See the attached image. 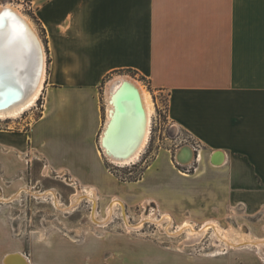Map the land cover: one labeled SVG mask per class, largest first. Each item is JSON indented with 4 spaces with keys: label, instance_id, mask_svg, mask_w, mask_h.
<instances>
[{
    "label": "crops",
    "instance_id": "obj_1",
    "mask_svg": "<svg viewBox=\"0 0 264 264\" xmlns=\"http://www.w3.org/2000/svg\"><path fill=\"white\" fill-rule=\"evenodd\" d=\"M29 1L51 61L43 114L29 129L0 130V264L16 251L27 264H225L220 253L185 256L125 235V228L69 235L64 226L42 224L19 235L13 203L24 191L15 196L13 188L28 184L30 175L38 176L34 185L47 181L49 167L54 186L34 198L52 201L41 193L54 189L63 201L58 185L64 184L74 194L93 188L98 199H125L146 191L154 167L148 184L153 181L155 201L168 189L225 201L231 185V200L264 211V0ZM116 73L168 95L169 123L199 144L205 159L194 173L163 174L158 163L165 154L148 168L145 182H131L140 188L114 182L97 141L105 122L102 84ZM218 151L224 154L219 165ZM244 249L254 248L236 250ZM254 251L234 264H264Z\"/></svg>",
    "mask_w": 264,
    "mask_h": 264
},
{
    "label": "rangeland",
    "instance_id": "obj_2",
    "mask_svg": "<svg viewBox=\"0 0 264 264\" xmlns=\"http://www.w3.org/2000/svg\"><path fill=\"white\" fill-rule=\"evenodd\" d=\"M6 3L12 4L13 6L21 10L31 21L33 20L32 16L34 17V14L33 9H31L30 7L29 0H1L0 7ZM34 27L37 34L40 36L41 41L43 42L42 39L44 34L41 28H39V26L36 27L35 25ZM45 52L48 66L51 59L47 54V50H45ZM118 75L127 74H112L111 76H108L102 84V102L103 109L105 110V118L103 116V119L105 120V122L107 118V105L105 106L107 102V85L115 76ZM132 78L141 81L136 76H133ZM141 83L143 82L141 81ZM152 94L153 100L155 102L156 111L152 123L151 138L145 148L144 153L141 156V159L131 165L121 166L110 160L106 155L101 154L105 159V165L110 175L113 177L114 182L119 183L123 186L130 185V189L140 188L137 184L132 185L131 182L143 178H145V182V180H147L148 176L150 175V172H152L151 176L148 178L145 184H140L146 186V191H144V193L140 191L141 193H139L138 196H135L136 194H132L129 196L124 194L125 199H121L118 196H114L121 199L124 204V209L118 207L114 213L113 219L108 223V225L102 226L95 222L91 217L92 212L94 210V204L92 201L90 202V199L88 198H85L77 208L73 209L72 211L69 210L66 212L64 210H59L57 207L53 206V201L49 199L43 201L42 199H37L33 197V194L35 195V193H38L40 190L54 186V176L56 174L54 171L49 169V167L45 168L43 173L48 174L46 175L47 181L39 183L38 185H34V180L38 176L30 175L31 180L29 179L28 184H25L23 187L18 186L13 188V192H17L15 196L20 195V193L24 191L22 199L13 203V229L18 228L20 231L19 235L24 236L25 230L30 229L33 226L42 224L58 225L60 227L64 226V228L69 231H67L69 235L78 234L77 232L74 234V232H72L73 230L99 231L101 229L99 228V226H108L107 229L112 230H129V232L127 231L128 233H125V235L127 234L128 236L152 240L161 245L170 246L175 251L181 252L185 256L188 255L190 257L194 256L199 258L213 257L205 254L206 251H209L211 247H213V230H210L208 235L204 237L201 242L196 243L194 245H187L185 244V233L173 236V232H175L181 225H183L186 220H189L191 223H193L195 227H200L207 220L214 219L219 223L221 227L225 229H229L234 226L241 228L243 227L244 229L251 231L257 236H264V211H259L257 213L253 212L250 209H246L245 207H243V205L239 204L238 201L231 200L230 192L233 189V186L231 185H227L225 201L202 199L197 197V195H194V198H192L191 195L188 197L185 192L178 194L175 191H171L170 189H168L167 192L162 195L163 199L161 201H155V192L153 191L152 187L153 181L151 184H148V181L150 180V178H152L155 172L153 171L154 167H151L150 172L146 171L151 165H153V162L157 157H161L165 154L168 155V157H161L158 163V165L162 167L161 171L163 172V174L167 176H170V171H172L174 174L177 173L179 175H187L190 173H194L195 170L199 167V164L205 161V159L203 160L202 158L198 161L196 159L194 161L193 159H191V163L188 165L179 164L176 162L175 153L179 150V148L187 144L194 147L195 143L192 141L191 137L186 134V132L180 130L178 127H173V125L169 123L167 113L168 95L166 93L158 91L153 92ZM104 97L106 98V100L104 99ZM44 98L45 94L43 93L36 106L29 112H27L25 115H23V117L20 119H8L6 121L0 120V130L18 132L22 131V129H29L32 124L36 121V119H38L43 114L42 111L44 109ZM102 131L103 129L101 130V134L99 135L97 141L99 145V150L102 149ZM6 147L10 148L9 146ZM65 177V179L67 180L66 175ZM226 178L228 181V174ZM87 189L89 188H84L83 190L78 189L76 190V192L81 190L82 193H86ZM58 191L62 194V198L64 199L62 201L59 198L60 202L64 205L70 204L71 197L74 194L72 187L60 184L58 185ZM5 192L9 194L10 189L5 190ZM96 197V210L98 213L97 218L99 220H103L107 217V207L110 205L114 197H100L98 199L97 193ZM153 211L156 212L158 218H161L162 214L169 213L173 218L172 226H168V223L160 225L154 221H148L149 218H147V220H143L144 223L141 228H136V230L133 228H126L127 222L124 219V214L128 217V222L130 224L135 225L143 219V215L148 216ZM167 227L168 232L166 231ZM92 234L95 233L92 232ZM79 235H84V233H79ZM253 254H255L254 249L236 250L228 246H224L221 249V253L217 256L219 258L224 259L225 264H234L239 261L244 262L248 260Z\"/></svg>",
    "mask_w": 264,
    "mask_h": 264
},
{
    "label": "bare ground",
    "instance_id": "obj_3",
    "mask_svg": "<svg viewBox=\"0 0 264 264\" xmlns=\"http://www.w3.org/2000/svg\"><path fill=\"white\" fill-rule=\"evenodd\" d=\"M5 12H11L18 19L16 22H11L12 26L10 27L12 28L8 32L0 31V41L6 42L7 45H9L5 47V49L11 48L13 51V59L18 60V62L15 60L13 66L16 65V68H20L21 65H23L25 70L21 69V78H18L20 82L15 79L13 80V84L4 81L0 83V85L3 84L0 86V120L3 121L8 119L18 120L36 106L37 102L43 95L47 76V57L44 44L41 41L40 36L37 34L32 21L21 10L10 3L3 4L0 7V15ZM9 32H11L12 35ZM9 37L12 39L11 44L9 43ZM16 45H18V47ZM4 80L6 81L7 78ZM15 81L17 84L14 83ZM124 84L134 86V89L139 95L144 113L143 116H139L137 119H131V132H129L128 129H124L122 132L124 127H121V121L115 124L117 119L115 115V110L117 109L116 94L122 90ZM11 90L16 91L18 97L15 101L9 102L7 99L8 96L13 99L16 96L14 94L13 96L10 95ZM122 94H124V90ZM106 97L108 102L107 118L101 135V147L103 150L101 149L99 153L106 155L110 160L121 166L136 163L141 159V156L151 138L152 123L156 111L152 93L145 87V85H143V83H141V81L128 75H118L108 83ZM202 158L203 155L201 154L199 160ZM47 193L51 194L54 206L59 210H64L66 212L77 208L85 198L90 199V202L92 201L94 204V210L91 217L95 222L102 226L108 225L113 219L114 213L118 207L124 209V204L121 199L114 197L110 205L107 207V217L103 220H99L97 218L98 213L96 210L97 197L93 188L87 189L86 193H82V191L79 190L77 193L73 194L70 204L67 205L60 202L54 189H49V192H43L41 195L45 196ZM35 195L39 196L38 193H35ZM147 218H149L148 221L151 220L160 225L168 223V226H172L173 222V218L169 213L162 214V217L158 218L156 212L153 211L148 216L143 215V219L138 222V224L133 225L128 222V217L124 214V219L127 222V227L129 229L133 228L136 230V228H141L144 223L143 220H147ZM210 230H213V247H211L209 251H206L205 254L214 255L221 253V249L224 246L233 249L254 248L259 256L264 259V236H257L243 227L234 226L225 229L214 219L207 220L200 227H195L193 223L186 220L183 225L173 232V236L185 233V244L194 245L201 242V240L208 235ZM166 231L168 232V227L166 228ZM21 253L16 251L12 254H7L4 258V262L6 264H27L25 261L26 256Z\"/></svg>",
    "mask_w": 264,
    "mask_h": 264
},
{
    "label": "water",
    "instance_id": "obj_4",
    "mask_svg": "<svg viewBox=\"0 0 264 264\" xmlns=\"http://www.w3.org/2000/svg\"><path fill=\"white\" fill-rule=\"evenodd\" d=\"M17 19L18 18L14 14H12L11 12L2 13L0 15V31L8 32L12 28V27H10V26H12L11 22L12 23L16 22ZM9 33L11 34V32H9ZM9 39H10V37H9ZM11 40L12 39H10V42H9L10 44H11ZM20 41H21V39H20ZM0 42H1L0 43V83L4 81V82H9V83L13 84V80H15V79L19 81L18 78H21L22 70H25V69H24L23 65H21L20 68H16L15 67L16 65L13 66L15 64L14 63L15 60L17 62H18V60L13 59V57H12L13 51L11 48L5 49V47H7L9 45H7L6 42H3V41H0ZM18 42H19V39H18ZM18 45H16V46L18 47ZM1 57H3V58H1ZM2 74H4V75H2ZM5 78H7L6 81L4 80ZM14 83H16V81ZM2 85H0V86H2ZM123 90H124V94H122ZM13 94L16 95L14 99L9 97V96L7 97L9 102L15 101L17 99V97H18L17 92L14 90H11L10 95L13 96ZM116 106H117V109L115 110V115H116L117 119H116L115 124L117 122L121 121L120 125H121V127L122 126L124 127L122 129V132L124 131V129L125 130L128 129L129 132H131V130H132L131 119H137V118H139V116L144 115L143 109H142V106L140 103L139 95L136 92V90L134 89V86L129 85V84H124V86L122 87V90L116 94ZM122 132H121V134H122ZM221 154H223L221 151L217 152L218 157L216 156V159L214 161L215 164L223 163V161L219 159V156ZM192 158L194 161L196 158V152H195L194 148L188 144L181 146L175 154L176 162H179V163L185 164V165L190 164L191 163L190 161Z\"/></svg>",
    "mask_w": 264,
    "mask_h": 264
},
{
    "label": "built area",
    "instance_id": "obj_5",
    "mask_svg": "<svg viewBox=\"0 0 264 264\" xmlns=\"http://www.w3.org/2000/svg\"><path fill=\"white\" fill-rule=\"evenodd\" d=\"M193 148H194V150L196 152V158L195 159L198 161L200 159V157H201L200 145L195 143ZM177 163H179V162H177ZM179 164H181V163H179Z\"/></svg>",
    "mask_w": 264,
    "mask_h": 264
},
{
    "label": "snow or ice",
    "instance_id": "obj_6",
    "mask_svg": "<svg viewBox=\"0 0 264 264\" xmlns=\"http://www.w3.org/2000/svg\"><path fill=\"white\" fill-rule=\"evenodd\" d=\"M14 30H15V28H14Z\"/></svg>",
    "mask_w": 264,
    "mask_h": 264
},
{
    "label": "trees",
    "instance_id": "obj_7",
    "mask_svg": "<svg viewBox=\"0 0 264 264\" xmlns=\"http://www.w3.org/2000/svg\"><path fill=\"white\" fill-rule=\"evenodd\" d=\"M35 17V16H34Z\"/></svg>",
    "mask_w": 264,
    "mask_h": 264
}]
</instances>
